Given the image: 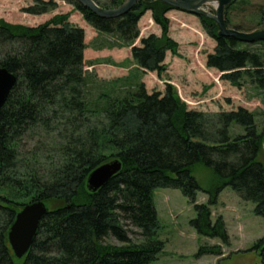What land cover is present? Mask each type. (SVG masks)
I'll list each match as a JSON object with an SVG mask.
<instances>
[{"label": "trees", "instance_id": "16d2710c", "mask_svg": "<svg viewBox=\"0 0 264 264\" xmlns=\"http://www.w3.org/2000/svg\"><path fill=\"white\" fill-rule=\"evenodd\" d=\"M94 1L111 9L124 0ZM68 2L99 34L118 38L107 46L132 45V57L145 72L161 75L167 52L178 51L167 16L175 8L167 3L141 0L122 16L103 17L76 0ZM57 6L53 0H35L24 11L41 15ZM231 7L225 10L229 26ZM148 9L162 34L142 37L140 45H134ZM261 13L256 28H234L252 32L264 27ZM198 16L217 43L207 55V66L233 85L264 89V41L219 36L215 20ZM86 48L84 28L71 24L68 14L37 26L0 21V66L17 77L0 110V264H153L165 248L159 238L157 188L182 191L197 214L191 224L202 236L227 241L223 218L213 222L211 210L226 187L253 202L255 214L264 217V126L259 129L254 111L188 109L173 85L167 84L164 93H149L142 81L121 95L99 92L92 97L94 76L85 70ZM128 80L104 83L116 88ZM34 132L56 133L61 141L59 158L50 157L47 169L30 165L39 162L37 152L22 151L25 138L33 139ZM44 146L42 142L41 151ZM113 159L122 162L121 170L91 192L90 173ZM198 165L213 172L208 188L194 175ZM200 190L209 195L207 203L198 202ZM25 197L29 201L24 202ZM38 200L49 211L29 253L19 259L9 230L22 207ZM251 250L260 252L264 264V237ZM218 252L217 246H202L197 255Z\"/></svg>", "mask_w": 264, "mask_h": 264}, {"label": "rangeland", "instance_id": "374dc122", "mask_svg": "<svg viewBox=\"0 0 264 264\" xmlns=\"http://www.w3.org/2000/svg\"><path fill=\"white\" fill-rule=\"evenodd\" d=\"M53 1L57 3V8L45 14L32 15L24 9L33 5L35 0H0V21L37 26L58 14H68V21L71 24L85 30L87 45L85 70L94 76L90 83L92 97L97 96L99 92L112 95L124 94L135 90L133 86L135 84L132 83L137 81H142L149 93L154 91L164 93L167 84H171L187 104L188 109L219 112L245 107L257 114L259 129L263 128L264 89H258L250 83L244 86L233 85L222 79V74L217 69L207 66V55L214 52L217 43L208 35L198 15L178 9L167 12L170 19L169 36L178 42V51L167 52L165 59L167 68L159 75L139 68L132 57V45L107 46V43L115 42L118 38L115 35L99 34L68 0ZM234 1L238 3L234 4ZM239 1L233 0L230 4L232 5L229 9L230 26L246 25L256 28V24L260 23L259 15L264 11V0H247V3L242 4ZM147 5L151 7L154 3L148 2ZM204 8L209 12H215L214 5H205ZM139 28L141 35L134 45H140L142 37L162 34L161 27L153 19V10L148 9L145 12L139 22ZM261 29L264 27L258 26L254 31ZM126 77L129 80L116 88H107L104 83ZM32 137L33 139L25 138L27 144L22 151L31 154L37 152L39 162L30 165L37 167L38 164L39 167L42 165L47 169L51 161L50 157L59 158L57 150L61 141L56 133L47 136L45 132H34ZM42 142L45 146L41 151ZM194 175L203 188H208L214 179L212 170L204 165H198ZM22 200L29 201V197ZM154 200L161 225L159 238L165 242V248L153 264H263L260 252L251 249L260 238L264 237V217L256 215L255 204L242 199L231 187H226L219 195L218 203L211 206L212 221L215 222L218 217H222L225 222L227 241L219 237L212 238L198 234L191 224L197 216L194 206L180 189L157 188ZM197 200L199 203H207L209 195L200 190ZM202 246H217L219 252L198 256Z\"/></svg>", "mask_w": 264, "mask_h": 264}, {"label": "water", "instance_id": "95a60500", "mask_svg": "<svg viewBox=\"0 0 264 264\" xmlns=\"http://www.w3.org/2000/svg\"><path fill=\"white\" fill-rule=\"evenodd\" d=\"M91 11L103 17H118L132 9L139 0H124L117 8H104L94 0H76ZM167 3L175 9L201 15L215 20L219 28V36H232L245 43L264 41V29L247 32L230 27L226 22L225 10L233 0H158ZM205 5H214L215 12H209ZM17 82V77L5 67L0 66V110L4 106L11 90ZM122 168L119 159L105 162L95 168L87 179V187L91 192L102 188ZM49 207L42 201H33L25 204L17 213L9 230V242L15 256L19 259L25 257L37 236L40 222L48 213Z\"/></svg>", "mask_w": 264, "mask_h": 264}]
</instances>
